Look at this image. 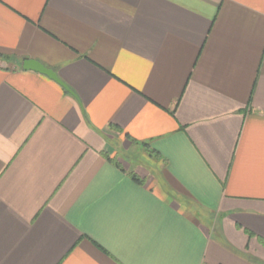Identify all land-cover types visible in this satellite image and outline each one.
I'll use <instances>...</instances> for the list:
<instances>
[{
	"label": "crops",
	"instance_id": "crops-1",
	"mask_svg": "<svg viewBox=\"0 0 264 264\" xmlns=\"http://www.w3.org/2000/svg\"><path fill=\"white\" fill-rule=\"evenodd\" d=\"M263 242L264 0H0V264H264Z\"/></svg>",
	"mask_w": 264,
	"mask_h": 264
},
{
	"label": "water",
	"instance_id": "water-1",
	"mask_svg": "<svg viewBox=\"0 0 264 264\" xmlns=\"http://www.w3.org/2000/svg\"><path fill=\"white\" fill-rule=\"evenodd\" d=\"M21 68L23 70H33L47 76L48 78L52 79L53 81L61 85L65 89V91H67L69 94L75 97V94L58 78L55 71L45 67L40 62L33 59H26L22 61Z\"/></svg>",
	"mask_w": 264,
	"mask_h": 264
},
{
	"label": "trees",
	"instance_id": "trees-1",
	"mask_svg": "<svg viewBox=\"0 0 264 264\" xmlns=\"http://www.w3.org/2000/svg\"><path fill=\"white\" fill-rule=\"evenodd\" d=\"M1 58H3L5 61H11V60H13V59H9V57H6V56H2Z\"/></svg>",
	"mask_w": 264,
	"mask_h": 264
},
{
	"label": "rangeland",
	"instance_id": "rangeland-1",
	"mask_svg": "<svg viewBox=\"0 0 264 264\" xmlns=\"http://www.w3.org/2000/svg\"><path fill=\"white\" fill-rule=\"evenodd\" d=\"M117 151H122V149L120 148V147H117ZM136 156V155H135ZM135 156H133L132 158H134V159H136V157ZM137 158H138V155H137Z\"/></svg>",
	"mask_w": 264,
	"mask_h": 264
}]
</instances>
